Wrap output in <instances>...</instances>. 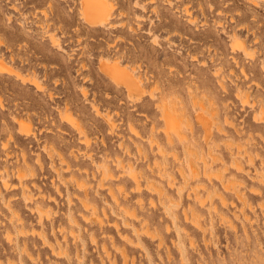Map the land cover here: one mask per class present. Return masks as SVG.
Returning a JSON list of instances; mask_svg holds the SVG:
<instances>
[{"label":"rangeland","instance_id":"obj_1","mask_svg":"<svg viewBox=\"0 0 264 264\" xmlns=\"http://www.w3.org/2000/svg\"><path fill=\"white\" fill-rule=\"evenodd\" d=\"M103 1L0 0V264H264V0Z\"/></svg>","mask_w":264,"mask_h":264},{"label":"bare ground","instance_id":"obj_2","mask_svg":"<svg viewBox=\"0 0 264 264\" xmlns=\"http://www.w3.org/2000/svg\"><path fill=\"white\" fill-rule=\"evenodd\" d=\"M84 1H85V4H86V5H85V9H84L86 13H87V12H90V11H92V10H95L97 13H99V14H98V15H99V16H98V19H96L95 22H103V21H105L108 17H110V8L108 7V5L106 4L105 1H103V0H100V1H96V0H95L96 2H91L90 0H84ZM109 1H110V0H109ZM109 3H110V2H109ZM110 4H111V3H110ZM109 6H110V5H109ZM111 7H112V6H111ZM114 7H115V6H114ZM114 7H113V8H114ZM81 11H82V10H81ZM85 15H86V14H85ZM82 16H83V15H82ZM86 17H87V16H86ZM86 17H85V18H86ZM237 41H238V40H237ZM237 43H238V42H237ZM240 44H241V43H240ZM240 44H239V46H240ZM240 47H241V46H240ZM116 63H117V62H116ZM112 68L118 70V71L120 72V76H121L123 79H125L129 85H131V86H135L136 89L140 88V87H139V86H140V85H139V84H140V83H139V80L141 81V79H139V80H138V79H135V78H134L129 72H126V71H123V70H119V65H118V64H114V65L112 66ZM142 93H143V92H142ZM240 96H241V94H240ZM241 98H244V97L241 96ZM136 99H137V96H136ZM137 100H138V99H137ZM245 101H247V100H245ZM203 102H204V101H203ZM197 103H198V102H197ZM201 103H202V101H201ZM246 103H247V102H246ZM203 104H204V103H203ZM203 104H200V106L203 105ZM198 105H199V104H198ZM205 105H206V104H205ZM205 105L202 106V108L205 107ZM173 106H174V105H173ZM173 106H172V107H173ZM175 107H176V106H174L172 109H171V108H168V107H165L164 110H163V114H162L163 119H164V121H165V125H166V131H165V132H166L167 135H169V137H167V138H170V141H171V138H172V136H170V134H171L170 132H171V131H174V132L178 133V131H179L178 129H181V128H180L181 125H182V126H183V124L188 125L187 123L190 122L189 120L186 121L187 123H186L185 121H182V120H184V119L181 118L182 115H180V114L183 113V112H181V113L178 112V111L175 112V110H176V109L174 110ZM206 107H207V106H206ZM206 107H205V110H206ZM178 109H179V108H178ZM178 109H177V110H178ZM208 109H209V108H207L206 111H208V112L210 113V111H212V109H211V108H210V110H208ZM205 110H204V111H205ZM215 111H216V110H215ZM177 112H178L179 115L177 114ZM211 113H213V111H212ZM263 113H264V109H263ZM207 114H208V113H207ZM213 114H214V113H213ZM217 114H218V113H217ZM259 114H260V112H259ZM200 115H201V114H200ZM200 115H199V118H200ZM205 115H206V114H204V116H205ZM263 115H264V114H263ZM201 116H202V115H201ZM211 116H212V115H211ZM213 116H215V115H213ZM256 116H258V113H257L256 115H254V117H256ZM206 117H207V116H206ZM180 118H181L182 120H181ZM183 118L186 119V117H184V116H183ZM70 119H71V118H70ZM214 119H215V118H214ZM254 119H255V118H254ZM257 119H259V118H257ZM179 120H180V121H179ZM260 120H261V118H260ZM262 120H264V117L262 118ZM72 121H73V120H72ZM188 121H189V122H188ZM181 122H182L183 124H180ZM190 123H191V122H190ZM74 124H75V123H74ZM209 124H210V123H209ZM209 124H207V125H209ZM189 125H190V124H189ZM191 125H192V124H191ZM215 125H217V124H215ZM218 125H220V124H218ZM179 126H180V127H179ZM220 126H221V125H220ZM187 127H188V126H187ZM221 127H222V126H221ZM26 128H27V127H26ZM26 128H25V129H26ZM192 128H193V127H192ZM192 128H191V129H192ZM217 128H218V127H217ZM182 129H183V128H182ZM218 129H219V128H218ZM26 130H27V129H26ZM26 130H25V131H26ZM181 131H184V130H181ZM191 131H193V130H191ZM207 131H209V130L207 129ZM224 131H225V130H224ZM80 132H81V131H80ZM179 133H180V131H179ZM184 134H185V131H184ZM184 134L182 133V135H181V133H180V134H178V136L181 135V136H183L182 138H184ZM181 136L179 137V139L181 138ZM186 136H187V135H186ZM211 137H212V136H211ZM85 138H87V137H85ZM182 138L180 139V141H181V140H184V139H182ZM186 138H187V137H186ZM172 139H173V138H172ZM87 140H88V139H87ZM85 141H86V140L84 139V142H85ZM168 141H169V139H168ZM172 141H173V140H172ZM187 141H188V140H187ZM224 141H226V140H224ZM87 142H89V141H87ZM152 142H153V141H152ZM173 142H174V141H173ZM173 142H172V143H173ZM181 142H183V141H181ZM227 142H228V141H227ZM87 144H88V143H87ZM151 144H153V143H151ZM151 144H150V145H151ZM183 144H185V142H183L182 145H183ZM186 144H187V143H186ZM229 144H230V143H229ZM231 145H233V144L231 143ZM186 146H187V145H186ZM188 146H191V145H188ZM218 146H219V144H218ZM228 146H230V145H228ZM184 147H185V146H184ZM231 147H232V146H231ZM238 147H239V146H238ZM187 149L189 150V148H187V147L184 148L185 151H186ZM230 149H231V148H230ZM240 149H241V146H240ZM49 150H50V149H49ZM158 150H159V149H158ZM161 150H162V148H161ZM191 150H192V153H194L193 149H191ZM191 150H190V151H191ZM241 150H242V149H241ZM163 151H164V150H163ZM163 151H161L162 154H165V153H163ZM209 151H210V150H209ZM245 151L248 152L247 150H245ZM49 152H50V151H49ZM164 152H165V151H164ZM174 152H175V151H174ZM238 152H239V148H238ZM246 152H245L244 154H246ZM50 153H52V152H50ZM172 153H173V152H172ZM187 153H188V152H187ZM187 153H186V154H187ZM190 153H191V152H190ZM210 153H211V152H210ZM212 153H213V152H212ZM175 154H176V153H175ZM186 154H185V155H186ZM194 154H195V153H194ZM196 154H197V152H196ZM239 154H240V153H239ZM242 154H243V153H242ZM244 154H243V155H244ZM249 154H250V153H249ZM49 155H50V154H49ZM188 155H189V154H188ZM188 155H187V158H188ZM192 155H193V154H192ZM192 155H191V157H192ZM197 155H198V154H197ZM213 155L216 156L215 154H213ZM250 155H251V154H250ZM59 156H60V155H59ZM175 156H176V155H175ZM214 156H212V159L215 158ZM51 157H52V156H51ZM117 157H118V156H117ZM163 157H164V156H163ZM194 157H195V156H194ZM198 157H199V156H198ZM198 157H197V158H198ZM219 157H220V156H219ZM250 157H252V156H250ZM62 158H63V157H62ZM185 158H186V157H185ZM216 158H217V157H216ZM216 158H215V160H216ZM253 158H254V156H253ZM119 159H121V158L119 157ZM177 159H178V158H177ZM221 159H222V158H221ZM249 159H250V160H254V159H251V158H249ZM59 160H60V159H59ZM116 160H117V159H116ZM191 160H192V158H191ZM191 160H190V162L193 163L194 160H192V161H191ZM203 160H206V159L203 158ZM217 160H218V158H217ZM217 160H216V161H217ZM219 160H220V159H219ZM62 161H65V159L63 158ZM123 161H124V160H123ZM187 161H188V160H187ZM237 161H238V160H237ZM237 161H236V159H235V161H234L235 163L233 162V164H234V165H235V164H238L239 161H238V163H237ZM117 162H119V163L117 164V165H118L117 167L121 166V164L123 163L122 161H119V160H118ZM117 162H116V163H117ZM120 162H121V163H120ZM157 162H158V161H157ZM194 162H195V161H194ZM154 163H155V162H154ZM205 163H206V161H205ZM205 163H204V165H206ZM207 163H208V162H207ZM240 163H241V162H240ZM240 163H239V164H240ZM249 163H250V162H249ZM114 164H115V162H114ZM119 164H120V165H119ZM124 164H125V162H124ZM124 164H122L123 167H124ZM157 164H158V163H157ZM208 164H209V163H208ZM239 164L237 165V167L239 166ZM105 165H106V164H105ZM105 165H103V166H105ZM160 165H161V163H160ZM186 165H187V164H186ZM241 165H242V164H240L238 170H240V169L243 168V167H241ZM106 166H107V165H106ZM128 166H131V164H129ZM188 166H189V165H188ZM195 166H196V165H195ZM66 167L69 168L70 166L67 164ZM121 167H122V166H121ZM121 167H119V168H121ZM131 167H132V166H131ZM131 167H130V169L133 170L134 167H132V168H131ZM159 167H160V166H159ZM161 167H162V165H161ZM205 167H206V166H205ZM240 167H241V168H240ZM100 168H101V167H100ZM163 168H164V167H163ZM181 168H182V167H181ZM181 168H180V170H181ZM196 168H197V167H196ZM107 169H108V170H107ZM124 169H127V168H124ZM130 169H129V170H130ZM160 169H161V168H160ZM164 169H165V168H164ZM226 169H228V168H226ZM102 170H104V169L102 168ZM106 170L109 171V166L106 168ZM127 170H128V169H127ZM132 170H131V172H132ZM197 170L199 171L198 168H197ZM99 171H100V169H99ZM104 171H105V170H104ZM104 171H103V172H104ZM159 171H160V170H159ZM161 171H162V170H161ZM164 171H165V170H164ZM181 171H183V170H181ZM192 171H193V168H192ZM198 171H197V173H198ZM219 171H220V170H219ZM225 171H226V170H225ZM228 171H229V170H228ZM22 172H23V171H21V173H22ZM123 172H124V171H123ZM128 172H129V171H128ZM133 172H136V170H133ZM162 172H163V171H162ZM162 172H161V173H162ZM166 172H167V171H166ZM166 172H164V173H166ZM216 172H218V171H216ZM216 172H214V173L212 172V174H213V175H214V174H217ZM19 173H20V172H19ZM105 173H106V171H105ZM105 173H103V174H105ZM107 173H108V174H111L110 171L107 172ZM107 173H106V174H107ZM121 173H122V172H121ZM121 173H119V174H121ZM129 173H130V172H129ZM136 173H137V172H136ZM182 173H183V172H182ZM197 173H196V174H197ZM205 173H207V172H205ZM208 173H209V172H208ZM17 174H18V173H17ZM108 174H107V176H106V175H103V176L108 178V177H109ZM134 174H135V173H134ZM209 174H210V175H209ZM209 174H208V176H212L211 173H209ZM219 174L221 175V173H219ZM222 174H224V173H222ZM25 175H26V173H25ZM122 175H123V173H122ZM135 175H136V174H135ZM163 175H166V174H163ZM167 175H168V174H167ZM183 175H184V174H183ZM199 175H200V172H199ZM260 175H261V174H260ZM20 176H21V175H19V177H20ZM22 176H23V175H22ZM22 176H21V177H22ZM118 176H119V175H118ZM136 176H137V175H136ZM140 176H141V173H140ZM206 176H207V174H206ZM214 176H215V175H214ZM216 176H217V175H216ZM222 176H223V175H222ZM231 176H232V175H231ZM231 176H229L228 178H230ZM263 176H264V175H263ZM24 177H25V176H24ZM101 177H102V176H100V178H101ZM111 177H113V174L111 175ZM132 177H133V175H132ZM132 177H131V178H132ZM147 177H148V176H147ZM170 177H171V176H170ZM172 177H173V176H172ZM172 177H171V179L169 178V179H170V180L168 181L169 183H171ZM183 177H184V176H183ZM134 178H135L137 181H139V178H138V177H134ZM137 178H138V179H137ZM173 178H174V177H173ZM185 178H186V180H185V182H186V181L188 180V177H186V175H185ZM193 178H194V177H193ZM209 178H212V177H209ZM217 178L220 179L219 176H217ZM232 178H233V177H232ZM101 179H102V178H101ZM101 179H100V180H101ZM105 179H106V178H105ZM146 179H147V178H146ZM230 179H231V178H230ZM263 179H264V177H263ZM19 180H20V178H19ZM75 180H76V179H75ZM81 180H82V179H81ZM136 180H135V183H136ZM174 180H176V178H175ZM210 180H211V179H210ZM222 180H223V179L221 178L220 181L223 182V183H225V182H224L225 179H224L223 181H222ZM232 180H233V179H232ZM232 180H231V181H232ZM260 180H261V179H260ZM63 181H64V180H63ZM101 181L103 182V180H101ZM101 181L99 182L100 184L102 183ZM104 181H105V180H104ZM211 181H213V180H211ZM231 181L229 180L228 182L230 183ZM75 182H76V181H75ZM77 182H79V181H77ZM80 182H81V183L83 182V184H81ZM80 182H79V183H80L79 186H80V188H81V185H84L85 181H80ZM122 182H123V181H122ZM122 182H121V183H122ZM147 182H148V183L150 182V183H151L150 185L153 184V182H151L150 180H148ZM174 182H175V181H174ZM189 182H190V181H189ZM228 182H227V183H228ZM232 182L234 183V182H236V181H232ZM262 182H263V180H262ZM20 183H21V182H20ZM62 183H63V182H62ZM172 183H173V181H172ZM227 183H226V185H227ZM32 184H33V183H32ZM100 184H99V185H100ZM137 184H139V182H138ZM146 184H147V183H145L144 185H146ZM173 184H174V183H173ZM186 184H187V183H186ZM186 184H185V186H186V188H187V186L189 185V183H188L187 185H186ZM200 184H201V183H200ZM200 184H199V185H200ZM212 184H213V183H212ZM236 184H237V182H236ZM236 184H234V188H233V190H234V191H237V192H235V193H239V192H238L239 188H238V190H237V188L235 187ZM120 185H121V187L124 186V184H120ZM199 185L197 184L196 186H199ZM201 185H202L204 188H206V186H205L203 183H202ZM224 185H225V184H224ZM226 185H225V188H227V187L229 186V185H228V186H226ZM25 186H26V185H25ZM79 186H78V187H79ZM84 186H85V185H84ZM101 186H102V184H101ZM139 186H140V185H139ZM139 186H138V188H139L138 190L141 189ZM158 186H159V185H155V187H158ZM172 186H173V185H172ZM182 186H183V185H182ZM191 186H192V185H191ZM194 186H195V185H194ZM232 186H233V185H232ZM27 187H28V186H27ZM116 187H117V186H116ZM141 187H142V186H141ZM145 187H147V186H145ZM151 187H152V186H151ZM153 187H154V186H153ZM155 187H154L153 189H155ZM230 187H231V185H230ZM230 187H228L227 190H228V189L231 190ZM6 188H7V187H6ZM28 188H29V187H28ZM83 188H84V187H83ZM160 188H161V187H160ZM160 188H157V190L160 189ZM162 188H163V187H162ZM162 188H161V189H162ZM177 188H178V192L186 189V188L183 189L184 187L181 188V190L179 189V187H177ZM194 188H196V187H194ZM194 188L192 187V191H194ZM215 188H217V187H214V189H215ZM235 188H236V190H235ZM86 189H87V188H86ZM110 189H111V188H110ZM114 189H115V188L113 187V189H111V190H114ZM121 189H122V188H121ZM121 189H120V190H121ZM133 189H134V188H133ZM161 189H160V191H161ZM199 189H200V188H199ZM199 189H198V190H199ZM136 190H137V189H136ZM136 190H135V191H136ZM163 190L166 191L165 189H163ZM163 190H162V191H163ZM208 190H209V189H208ZM84 191L86 192L87 190H84ZM153 191H154V190H153ZM153 191H152V192H153ZM162 191H161V194L164 193V191H163V193H162ZM108 192H109V190H108ZM112 192H114V193H113L114 196L112 197V195H111V197H112V199H115V195L117 196L118 194H115V191H111L110 193H112ZM189 192H190V191H189ZM189 192H188V193H189ZM198 192H199V191H198ZM208 192H209V191H208ZM87 193H88V192H87ZM179 193H180V192H179ZM215 193H217V191H216ZM215 193H211V190H210V192H209V194H211V195H214ZM219 193H220V192H219ZM158 194H159V193H158ZM180 194H182V192H181ZM180 194H179V195H180ZM195 194H196V189H195ZM199 194H200V193H199ZM203 194H204V193H203ZM203 194H201V196H200V195H199V196L202 197ZM87 195H88V194H87ZM120 195H121V194H120ZM196 195H197V194H196ZM238 195H239V194H238ZM2 196H3V194H2ZM159 196H160V195H159ZM167 196H169V195L167 194ZM188 196H189V195H188ZM206 196H207L206 198L204 197L205 200H207L208 198H210L211 201L213 200V199H211L212 196H211V197H209L208 195H206ZM215 196H216V195H215ZM215 196L212 197V198H215ZM218 196H222V198L220 197L221 199L224 198V196H223L222 194H221V195L218 194ZM26 197H27V196H26ZM181 197L183 198L182 195H181ZM197 197H198V195H197ZM239 197H240V195H239ZM116 198H117V197H116ZM159 198H160V197H159ZM85 199H87V198H85ZM171 199H172V197H170V200H171ZM199 199H202V198H199ZM119 200H120V199H119ZM160 200H161V198H160ZM174 200H175V199H174ZM174 200L172 199V201H174ZM181 200L183 201V199H181ZM82 201H83V200H82ZM117 201H118V199H117ZM149 201H150V200H149ZM177 201H178V203H177L176 205H177V207H178V209H179V208H180L179 206H181V205L178 206V204H180V202L182 203V201H180V202H179V200H177ZM177 201H176V202H177ZM199 201H200V203H202L201 200H199ZM223 201L226 202V199H223ZM223 201H222V202H223ZM85 202H86V201H85ZM85 202H84V205H87V203H88L89 201L86 202V204H85ZM118 202H119V201H118ZM151 202H153V201H151ZM205 202H206V201H205ZM205 202H203V204H205ZM222 202H221V203H222ZM82 203H83V202H82ZM116 203H117V202H116ZM126 203H127V202H126ZM126 203H125V204H126ZM160 203H162V202H160ZM163 203H164V201H163ZM163 203H162V204H163ZM171 203H173V202H171ZM171 203H170V204H171ZM118 204H120V203H117L116 206H118ZM153 204H154V202H153ZM120 205H121V204H120ZM122 205H123V204H122ZM127 205H128V204H127ZM127 205H123V208H124V206H127ZM173 205L175 206V204H173ZM224 205H225V204H224ZM90 206H91V205L88 203V206H85V207L90 208ZM166 206L168 207V205H166ZM121 207H122V206H121ZM121 207H120V209H121ZM172 207H173V206H172ZM175 207H176V206H175ZM175 207H174V208H175ZM91 208H92V207H91ZM95 208H96V207H95ZM165 208H166V207H165ZM168 208H171V207H168ZM168 208H167V209H168ZM40 209H41V208H40ZM93 209H94V207H93ZM120 209H119V211H120ZM124 209H125V208H124ZM42 210H43V209H42ZM42 210H41V211H42ZM95 210H96V209H95ZM112 210H113V209H112ZM128 210H129V209H128ZM41 211L39 210V212H41ZM91 211H92V210H91ZM126 211H127V209H126ZM169 211H170V213H171L170 216L172 215V218H173V214H172V213H174V212H171V210H168V212H169ZM183 211L186 212V209H184ZM43 212H44V211H42V213H39V217H40V214H42V215L44 214ZM93 212H94V211H93ZM123 212H124V211H123ZM135 212H136V211H135ZM15 213H16V212H15ZM114 213H115V212H114ZM125 213H126V212H125ZM166 213H167V212H166ZM13 214H14V213H13ZM48 214H49V212H48ZM48 214H46V216H47ZM95 214H96V213H95ZM168 214H169V213H168ZM174 214H175V213H174ZM49 215H50V214H49ZM49 215H48V216H49ZM72 215H73V214H72ZM97 215H98V214H97ZM118 215H119L120 217H123L122 220H125V218H124L125 215H124V216H123V215L121 216V214H118ZM126 215H127V214H126ZM135 215H136V214H135ZM12 216H14L15 218L18 217L19 221H18V219H16L17 222L23 221V220H21V219L19 218V215L17 216V214H16V215H12ZM12 216H11V217H12ZM48 216H47V217H48ZM174 216H175V215H174ZM177 216H178V215H177ZM177 216L174 217V219L177 218ZM185 216L189 217L188 212H187V215H185ZM14 217H13V219H15ZM135 217L137 218L138 216H135ZM178 217H179V216H178ZM187 217H186V219H187ZM193 217H194V215L191 217V219L193 220L192 222L194 223V219H193ZM195 217H197V216L195 215ZM40 218L42 219L43 216H41ZM92 218H95V217H92ZM139 218H140V217H139ZM69 219H72L71 216H69ZM143 219L145 220V218H143ZM174 219H173V223H174V225H175ZM191 219H190V220H191ZM197 219H198V218H196L195 222H198ZM72 220H73V219H72ZM144 220H143V222H145ZM146 220H147V219H146ZM175 220H178V219H175ZM199 220H200V219H199ZM13 221H15V220H13ZM13 221H12V218H11V222H13ZM70 221H71V220H69V222H70ZM74 221H76V220H74ZM131 221H132V220H131ZM71 222H72V221H71ZM76 222H77V221H76ZM123 222H124V221H123ZM128 222H129V221H128ZM147 222H148V220H147ZM199 222H200V221H199ZM15 223H16V222H15ZM133 223H134V222H133ZM21 224H22V223H21ZM144 224H145V223H144ZM167 224H168V223H167ZM169 224H170V223H169ZM195 224L199 226V224H201V223H195ZM18 225H19V224H18ZM125 225H128V224H126V222H125ZM134 225H135V224H134ZM147 225H148V224H147ZM176 225H178L177 222H176ZM176 225H175V226H176ZM129 226H130V225H129ZM132 226H133V225H132ZM168 226H169V225H167V228H168ZM178 226H179V225H178ZM13 227H14V222H13ZM23 227H24V226H23ZM134 227H136V226H134ZM141 227H142V226H141ZM15 228H16V227H15ZM132 228H133V227H132ZM142 228H143V227H142ZM146 228H147V226L145 227L144 231L149 229V228H148V229H146ZM177 228H178V227H177ZM23 229H24V228H23ZM23 229H21V230H23ZM133 229H135V228H133ZM175 229H176V228H175ZM178 229H179V228H178ZM31 230H33V228H32ZM136 230H137V233H138L141 229H136ZM168 230H170V226H169ZM179 230H180V229H179ZM179 230H176V231H178V233H180V235H181V231H179ZM23 231H24V230H23ZM23 231H22V232H23ZM149 231H150V230H149ZM155 231H158V229L155 230ZM19 232H21V231H19ZM26 232H27V231H26ZM133 232H134V231H133ZM140 232H141V231H140ZM158 232H159V231H158ZM158 232H155V235H154V233L152 234L151 231H150V233L148 232L147 235L150 236V234H151V235H154V236H155L154 238H157V236H160V233H158ZM8 233H9V232H8ZM15 233H16V232H15ZM142 233H143V232H142ZM145 233H146V232H145ZM23 234H24V233H23ZM135 234H136V231H135ZM138 234H139V233H138ZM157 234H158V235H157ZM43 235H44V234H43ZM180 235H179V236H180ZM8 236H9V235H8ZM124 236H125V235H124ZM124 236H123V237H124ZM128 236H129V235H128ZM136 236H137V234H136ZM138 236H139V235H138ZM42 237H43V236H42ZM126 237H127V236H125V238H126ZM151 237H153V236H151ZM160 237H161L162 239H164V238L162 237V235H161ZM9 238H11V236H10ZM154 238H152V240H153ZM126 239H128V238H126ZM45 240H46V239H45ZM124 240H125V239H124ZM137 240H139V242L142 241V240H140V238L137 239ZM128 241H129V240H128ZM132 241H133V240H130L131 243H132ZM162 241H165V240H161V242H162ZM139 242H138V243H139ZM136 243H137V241H136ZM136 243H135V246H136ZM162 243H163V242H162ZM180 243H181V242H180ZM129 244H130V243H129ZM140 244L142 245L143 242H141ZM143 245H144V244H143ZM139 246H140V245H139ZM143 247H144V246H143ZM143 247H141V248H143ZM179 247H180V248H181V247L183 248V246H181V244H180ZM182 252L184 253V248L182 249ZM182 252H181V253H182ZM59 253H62V252L59 251ZM147 253H148V252H147Z\"/></svg>","mask_w":264,"mask_h":264}]
</instances>
